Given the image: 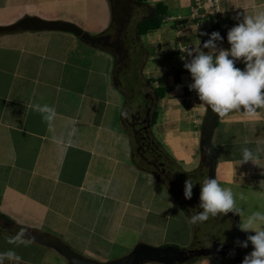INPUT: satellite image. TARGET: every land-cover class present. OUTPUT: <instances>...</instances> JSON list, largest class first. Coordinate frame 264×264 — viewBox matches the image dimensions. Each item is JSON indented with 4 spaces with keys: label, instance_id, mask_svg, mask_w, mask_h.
<instances>
[{
    "label": "crops",
    "instance_id": "obj_1",
    "mask_svg": "<svg viewBox=\"0 0 264 264\" xmlns=\"http://www.w3.org/2000/svg\"><path fill=\"white\" fill-rule=\"evenodd\" d=\"M147 3L166 5L169 19L138 36L144 12L134 29L129 23L135 11L124 27L118 22V34L108 32L115 22L111 0H0V27L30 17L65 21L92 35H111L125 47L120 54L62 30L0 32V253L14 251L20 264L55 263L56 250L28 235L9 243L17 235L7 230L1 215L30 231L59 237L100 262L121 258L140 243L186 249L195 243L193 210L180 198L171 175L205 167L201 129L209 106L191 87L194 80L185 65L199 51L218 54L229 49L228 40L215 43V50L204 48L209 31H230L264 10V0ZM197 4L201 18L191 16ZM130 60L145 80L147 107L149 100L157 104L153 132L175 161L168 183L163 173L158 177L135 162L128 121L138 112L127 109L121 88V71ZM236 66L245 67L242 61ZM157 88L163 89L162 98L155 95ZM44 106L53 109L54 120L45 119L48 113L39 110ZM213 144L217 180L235 189L240 219L264 214V206L259 208L264 204V109H257L254 119L243 114V107L220 116ZM245 148L260 163L244 162ZM4 264L14 262L5 259ZM191 264L228 263L211 256Z\"/></svg>",
    "mask_w": 264,
    "mask_h": 264
},
{
    "label": "clouds",
    "instance_id": "obj_2",
    "mask_svg": "<svg viewBox=\"0 0 264 264\" xmlns=\"http://www.w3.org/2000/svg\"><path fill=\"white\" fill-rule=\"evenodd\" d=\"M221 39L218 32L212 33L204 48L215 50L214 41ZM227 40L231 45L229 49L220 50L218 54L199 51L191 63L185 65L194 80L191 87L198 92L200 100L220 116H225L232 110L239 111L243 107V114L254 119L257 109H264V10L246 17L243 23L232 28ZM237 61L244 63L243 70L236 66ZM39 110L48 113L45 119L54 120L55 113L50 107L44 106ZM249 160L260 163L253 151L245 148L243 161ZM192 187L191 181H188V198L192 196ZM201 201L204 212L193 217L192 223L207 221L210 215L215 216L217 213L238 211L232 189L222 187L217 179L204 181ZM261 225H264V214L260 212L248 216L242 225L243 230H254L256 233L248 237L253 251L245 257L243 264H264V228ZM21 237L23 232L9 243L15 244ZM242 246L247 248L248 242H244ZM5 259L14 264L21 262V257L12 250L0 253V264H4Z\"/></svg>",
    "mask_w": 264,
    "mask_h": 264
},
{
    "label": "water",
    "instance_id": "obj_3",
    "mask_svg": "<svg viewBox=\"0 0 264 264\" xmlns=\"http://www.w3.org/2000/svg\"><path fill=\"white\" fill-rule=\"evenodd\" d=\"M113 21L119 22L121 19L127 23L132 17V4L140 2L138 0H111ZM24 30H62L70 31L80 36L84 41L93 46H102L118 50V44L113 41L111 35H92L83 30L78 25L65 21H49L36 17L25 18L12 25L0 27V32ZM218 32L221 40L214 41L218 43L227 40L228 30L223 28H214L209 31L206 41L211 39L212 33ZM150 109L147 112L149 116ZM134 116V115H133ZM220 115L213 112L209 106L207 115L201 129V154L203 161L209 166L208 176L206 180L217 179V165L218 155L213 144V136L219 123ZM150 126V120L147 118ZM140 131V130H138ZM155 175H161L155 171ZM29 239L41 245L55 249L61 256H63L69 264H145L149 262H157L161 264H191L200 257L211 256H229L231 253L230 244H223L220 241H214L208 247H198L193 249H184L176 245H167L157 247L145 243L138 244L127 255L107 262H100L84 257L82 254L76 252L70 245L65 243L61 238L51 234L38 233L30 231ZM239 258H236L238 260Z\"/></svg>",
    "mask_w": 264,
    "mask_h": 264
},
{
    "label": "rangeland",
    "instance_id": "obj_4",
    "mask_svg": "<svg viewBox=\"0 0 264 264\" xmlns=\"http://www.w3.org/2000/svg\"><path fill=\"white\" fill-rule=\"evenodd\" d=\"M134 11H135V16L133 17L132 21L129 23L130 29H134L137 16L140 12H144L143 13L144 16L148 15L149 13L148 9L138 5L134 7ZM127 64H128V68L121 71V81L123 84L125 94L127 96L126 107L131 112L132 111L136 113L138 112V114L140 113L139 114L140 116L144 117L147 114V110H146L147 102L146 99L144 98L146 92V83L145 80H143V78L141 77L140 72H138L135 62L133 60H130ZM208 169L209 166L206 163L204 168L196 169L192 173L186 174L183 173L181 170H177L174 171V173L171 175V179H172L171 181H173L174 185L178 186L181 190L179 194L180 198L190 209L193 210V217L200 215V213L197 212L199 207L201 214L204 212V209L201 207L202 204L201 190L204 181L207 178ZM188 181H191L193 185L191 198H188L186 196V184ZM231 189L232 191L235 190L234 188ZM234 192L235 191H233L234 198L236 199L237 194ZM252 200L256 202L255 198H252ZM243 206L244 205L242 204V206L240 207V211L242 212L244 210ZM262 206H264V204H262L261 207L259 208L261 209ZM240 220L241 221L243 220V222H245L244 218L240 219V215L237 211V214L232 215V217L228 216L227 214L217 213L215 216L210 215L207 221H203V222L197 221L195 223V229L197 231L196 238L192 248L208 247L214 241H220L222 243L231 244L232 246H234V248L238 247L239 245L246 242L245 237H243L242 233L240 232L243 230L242 227L240 226ZM249 246L252 247L251 242ZM52 253L56 255L57 260L55 263L49 262L48 264H68V261L63 256L58 254V252L54 251ZM233 253L235 255L238 254L236 250H234Z\"/></svg>",
    "mask_w": 264,
    "mask_h": 264
},
{
    "label": "trees",
    "instance_id": "obj_5",
    "mask_svg": "<svg viewBox=\"0 0 264 264\" xmlns=\"http://www.w3.org/2000/svg\"><path fill=\"white\" fill-rule=\"evenodd\" d=\"M141 4L147 5L149 8V13L147 16H145L137 27V35L142 36L147 34L151 30H157L161 28L163 25V19L165 16L168 15V7L164 4H157L154 6H151L147 3V0H138ZM120 31L119 25L117 22H114L111 27L108 29V32H111L112 34H118ZM109 49V48H107ZM111 49V48H110ZM121 88L124 91L123 85ZM125 92V91H124ZM155 95L158 98H162L164 96V91L162 88L155 89ZM149 105L147 107V112L150 109L149 116L146 115V117L150 120V127L148 134L150 136V140L154 143L153 146L156 150V155L152 156H143L141 152L138 151L139 148V137L138 135L131 129L130 125H128V128L132 131L134 143H135V162L137 165L142 168L143 170L149 171V172H155L159 168V163H163L164 166H166L167 169H171L172 164L175 162L173 159V156L170 154V152L166 149V147L163 145V143L155 136L153 132V126L155 125L157 118H158V110H157V104L149 100ZM215 151L217 152L216 148ZM148 158V159H146ZM154 158L158 159L157 162H155ZM164 179V178H163ZM167 183L169 180L164 179ZM170 182V181H169ZM227 214L232 217V215H235L236 213L233 211H229L228 213H222ZM1 219L4 221V223L7 225V230L9 232H12L16 235H18L20 232H23V237L27 236L30 232V229L24 226H20L15 224L10 218H8L5 215H1ZM196 229H195V238H196ZM250 235L255 234H248L245 235L246 237H249ZM192 248V247H191ZM215 257V256H214ZM204 257L197 258L196 261L201 260Z\"/></svg>",
    "mask_w": 264,
    "mask_h": 264
},
{
    "label": "flooded vegetation",
    "instance_id": "obj_6",
    "mask_svg": "<svg viewBox=\"0 0 264 264\" xmlns=\"http://www.w3.org/2000/svg\"><path fill=\"white\" fill-rule=\"evenodd\" d=\"M136 5H138V3H133L132 4V9H133L132 12H134V7ZM132 16H133V13H132ZM123 23L124 22L121 19L119 21V25L124 27ZM117 43H119V42H117ZM116 51H118L120 54L121 53H125L124 45L119 43L118 44V50H116ZM133 115H131L129 117L128 123H129L131 129H133V131L139 137V148H138V151L141 152V154L143 156L156 155L155 154L156 150H155V148L153 146L154 143L150 140V136L148 134V131H149L148 129H149L150 126H149V123L147 122V117H146L147 114L144 117L140 116L139 114H136V115L133 114ZM138 130H140V131H138ZM146 159H148V158H146ZM154 159H155L154 160L155 162L158 161V159H156V158H154ZM157 172L160 175H162V173H163L162 178H164V179L166 178V180H168V177H169L168 169L166 168V166L163 165V163H159V168H158ZM199 208H198L197 212L201 214V211H200ZM243 237H245V241L248 242V247L247 248L243 247L242 246L243 244H241V245H239L238 247H235V248H234V246H232L230 244V248L229 249L231 250V253H230V255L228 257L227 256H223V255H218V256H215V257H220L221 259L227 261L228 264H243V260L245 259V257L247 255H249L251 253V251H253V249H252L253 246L252 247L249 246L250 241H248V237H246V236H243ZM223 244H228V243H223ZM191 249H193V248H191ZM234 250H236V252L238 253L237 255H235L233 253ZM236 258H239V259L236 260Z\"/></svg>",
    "mask_w": 264,
    "mask_h": 264
},
{
    "label": "built area",
    "instance_id": "obj_7",
    "mask_svg": "<svg viewBox=\"0 0 264 264\" xmlns=\"http://www.w3.org/2000/svg\"><path fill=\"white\" fill-rule=\"evenodd\" d=\"M198 10H199V4L191 7V16L193 18H201V16L197 17L198 16V14H197ZM168 19L169 18L167 16H165L164 19H163V22H166Z\"/></svg>",
    "mask_w": 264,
    "mask_h": 264
}]
</instances>
